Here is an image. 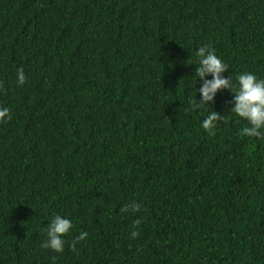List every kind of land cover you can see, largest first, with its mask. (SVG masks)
<instances>
[{
	"label": "trees",
	"instance_id": "trees-1",
	"mask_svg": "<svg viewBox=\"0 0 264 264\" xmlns=\"http://www.w3.org/2000/svg\"><path fill=\"white\" fill-rule=\"evenodd\" d=\"M203 44L264 78V0H0V264H264V142L192 108Z\"/></svg>",
	"mask_w": 264,
	"mask_h": 264
},
{
	"label": "clouds",
	"instance_id": "clouds-1",
	"mask_svg": "<svg viewBox=\"0 0 264 264\" xmlns=\"http://www.w3.org/2000/svg\"><path fill=\"white\" fill-rule=\"evenodd\" d=\"M229 66L222 61L216 54L215 49L210 44H203L196 50V68L194 78L202 82L197 88L200 95L199 101L192 105V108H199L203 105H210L214 102L217 94L223 90H228L232 94L229 110L236 116L247 122L246 127L241 131L242 134L264 142V78L258 77L251 72H242L233 76H225ZM207 77H211L208 79ZM26 77L23 69L17 71V83L23 85ZM222 115L217 111H211L201 121V127L211 134L217 128ZM11 115L8 108L0 107V121L10 120ZM138 212L141 209L139 202H133L130 206L125 205L122 212ZM140 221H136L139 225ZM74 225L72 221L59 214L52 217L46 226V239L41 244L45 250H52L57 253L64 251L65 239ZM88 232L81 231L75 238V243L84 241L88 238ZM138 232L133 231L132 236L136 237Z\"/></svg>",
	"mask_w": 264,
	"mask_h": 264
}]
</instances>
